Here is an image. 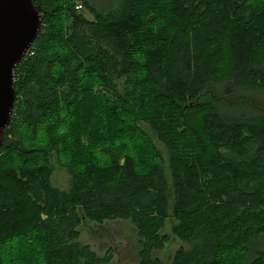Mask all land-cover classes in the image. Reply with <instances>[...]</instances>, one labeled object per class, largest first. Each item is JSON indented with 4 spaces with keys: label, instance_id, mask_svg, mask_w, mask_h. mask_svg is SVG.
Returning <instances> with one entry per match:
<instances>
[{
    "label": "trees",
    "instance_id": "trees-1",
    "mask_svg": "<svg viewBox=\"0 0 264 264\" xmlns=\"http://www.w3.org/2000/svg\"><path fill=\"white\" fill-rule=\"evenodd\" d=\"M40 11L0 146V264H110L113 248L79 243L85 218L132 220L138 264H162L166 166L139 122L170 153L173 232L192 245L170 264H264V114L200 98L219 78L264 88V0H42ZM53 155L70 191L51 183Z\"/></svg>",
    "mask_w": 264,
    "mask_h": 264
},
{
    "label": "rangeland",
    "instance_id": "rangeland-1",
    "mask_svg": "<svg viewBox=\"0 0 264 264\" xmlns=\"http://www.w3.org/2000/svg\"><path fill=\"white\" fill-rule=\"evenodd\" d=\"M102 2V0H99ZM80 9L84 10L87 17L92 18L89 14V10L84 8L82 4L79 5ZM231 85V84H230ZM225 79H215L212 85L206 87L201 93V99H207L214 105L219 106L222 111H227L228 114H232L239 117L242 113L251 114L252 116L264 114V88L258 86L253 89L249 88H232L227 89ZM144 127V131L151 136L155 142L157 150L162 153L165 161L164 174L168 179V199H169V211L170 215L165 223V226L161 230V233L168 235L169 239L165 243L164 248H159L154 251V254L159 257L162 264H170L173 261V257L178 249L181 247L189 249L192 247L191 243L182 238H179L175 232H173V226L176 223V219L173 217L171 209L174 200L173 181L171 175L170 157L169 152L164 143L158 140L152 127L139 122ZM57 157L53 155L50 158L53 172H51V183L57 188H61L65 191H70L72 188V176L64 166L60 165L56 160ZM83 224L80 227V237L78 241L80 244L89 243L92 248L99 254H103L106 250L113 248V259L110 264H138L137 251L139 249L137 244L136 234L134 232L133 221L130 219H113V221H105L103 223H96L87 218L83 220ZM264 245V239H260L259 246Z\"/></svg>",
    "mask_w": 264,
    "mask_h": 264
},
{
    "label": "water",
    "instance_id": "water-1",
    "mask_svg": "<svg viewBox=\"0 0 264 264\" xmlns=\"http://www.w3.org/2000/svg\"><path fill=\"white\" fill-rule=\"evenodd\" d=\"M41 1L0 0V146L15 107V68L43 25Z\"/></svg>",
    "mask_w": 264,
    "mask_h": 264
}]
</instances>
